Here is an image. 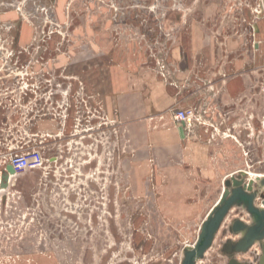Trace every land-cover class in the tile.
Returning a JSON list of instances; mask_svg holds the SVG:
<instances>
[{
  "label": "rangeland",
  "instance_id": "obj_1",
  "mask_svg": "<svg viewBox=\"0 0 264 264\" xmlns=\"http://www.w3.org/2000/svg\"><path fill=\"white\" fill-rule=\"evenodd\" d=\"M260 4L0 0V264H264Z\"/></svg>",
  "mask_w": 264,
  "mask_h": 264
},
{
  "label": "water",
  "instance_id": "obj_2",
  "mask_svg": "<svg viewBox=\"0 0 264 264\" xmlns=\"http://www.w3.org/2000/svg\"><path fill=\"white\" fill-rule=\"evenodd\" d=\"M262 6H264V5L263 4L259 5L260 12H261L260 16L262 15V11H263ZM15 175L16 174H15L13 167L10 164H7L5 166V169L2 171V173L0 175V189H7V187L9 186V177L15 176ZM237 182L238 181H236L235 179H232V184H233L232 186H234L235 188L240 187L241 184L239 185V183H237ZM263 184H264V181H263ZM229 193L230 192L227 190L223 193L221 203L216 208V209L219 208L220 210L217 212L215 218H212V220L210 221V224H209L210 226L208 228L204 227L201 230V234L199 236V241H198V244L200 245V251L203 250V248L205 246H207L209 244V242L211 241L215 227L217 226V224L220 221L223 213L225 212V210L227 209V207L229 205V201H227ZM215 212H216V210L213 211V213H215ZM263 235H264V211L258 213L257 224L255 226L249 228L246 231V245H250L253 241L261 238ZM200 243H202V244H200ZM186 257H187V263L192 260L191 254H188Z\"/></svg>",
  "mask_w": 264,
  "mask_h": 264
},
{
  "label": "built area",
  "instance_id": "obj_3",
  "mask_svg": "<svg viewBox=\"0 0 264 264\" xmlns=\"http://www.w3.org/2000/svg\"><path fill=\"white\" fill-rule=\"evenodd\" d=\"M176 118L183 122L186 118V115L184 112H180L176 115ZM42 162V156L37 151H32L30 153H26L25 155L15 156L10 159L9 163L16 175L22 174L25 171L34 168L38 165H40Z\"/></svg>",
  "mask_w": 264,
  "mask_h": 264
},
{
  "label": "crops",
  "instance_id": "obj_4",
  "mask_svg": "<svg viewBox=\"0 0 264 264\" xmlns=\"http://www.w3.org/2000/svg\"><path fill=\"white\" fill-rule=\"evenodd\" d=\"M261 22H263V20H260Z\"/></svg>",
  "mask_w": 264,
  "mask_h": 264
}]
</instances>
